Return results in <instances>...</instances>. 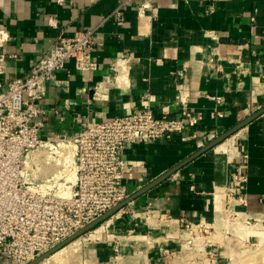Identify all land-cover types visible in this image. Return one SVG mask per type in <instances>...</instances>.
I'll list each match as a JSON object with an SVG mask.
<instances>
[{
  "label": "crops",
  "instance_id": "crops-1",
  "mask_svg": "<svg viewBox=\"0 0 264 264\" xmlns=\"http://www.w3.org/2000/svg\"><path fill=\"white\" fill-rule=\"evenodd\" d=\"M0 29L3 84L58 36L95 31L96 68L71 61L47 83L43 140L74 141L90 123L146 107L156 118L194 116L169 140L123 148L117 183L127 196L264 108V0H0ZM195 228L212 264L216 235L264 230V113L39 264H184Z\"/></svg>",
  "mask_w": 264,
  "mask_h": 264
},
{
  "label": "built area",
  "instance_id": "built-area-1",
  "mask_svg": "<svg viewBox=\"0 0 264 264\" xmlns=\"http://www.w3.org/2000/svg\"><path fill=\"white\" fill-rule=\"evenodd\" d=\"M56 1L62 4L65 0ZM115 15L120 19L118 11ZM48 24L57 27L51 18ZM94 33L86 30L70 38L58 36L26 75L6 84L2 76L7 59L0 53V264H29L123 202L128 196L117 181L121 177L120 154L126 145L169 140L195 124L186 109L181 112L182 119L173 120L156 118L146 107L90 123L74 141L64 136L41 139L37 119L47 83L71 61L79 71L96 68L92 61ZM8 39V33L0 29V49ZM69 143L74 145L71 154ZM64 144V152L57 150ZM41 148L58 157L65 154L61 173L41 176V162L33 155ZM66 158L71 161L65 162ZM72 169L74 182L69 174Z\"/></svg>",
  "mask_w": 264,
  "mask_h": 264
},
{
  "label": "rangeland",
  "instance_id": "rangeland-1",
  "mask_svg": "<svg viewBox=\"0 0 264 264\" xmlns=\"http://www.w3.org/2000/svg\"><path fill=\"white\" fill-rule=\"evenodd\" d=\"M60 145L61 144H59V146ZM67 147L69 148L68 150H72L74 145L69 143ZM58 148L61 152H64L65 144L63 147H57V150H59ZM33 155L37 156L41 162L40 173L42 177L62 172V163L65 156L58 157L55 154L52 155L50 151H48V148H41L37 152H34ZM30 159L31 157L28 159L27 166H30ZM70 164L73 165L72 163ZM69 174L72 176L71 181L74 182V169H72L71 172L69 171ZM226 219L228 221L237 222L234 216H229V218L227 217ZM194 233L197 235V245L194 248L192 247L193 249L189 251L184 264H212V262L206 260L207 257L210 258V256L207 250L203 248L205 238L202 239V234L199 232V229L195 228ZM203 234L205 235V233ZM231 234L233 235H226L227 237L218 234L213 238L214 247L216 246L215 248L220 251H214L212 259L215 261V264H217L216 261L220 264H264V230H255L254 233H246V236L241 232L238 233L236 230L231 231ZM210 240L212 241V239H209V241ZM58 255H56V257Z\"/></svg>",
  "mask_w": 264,
  "mask_h": 264
},
{
  "label": "water",
  "instance_id": "water-1",
  "mask_svg": "<svg viewBox=\"0 0 264 264\" xmlns=\"http://www.w3.org/2000/svg\"><path fill=\"white\" fill-rule=\"evenodd\" d=\"M262 113H264V108L261 109V110H259L258 112H256L252 116L248 117L247 119H245L244 121H242L241 123H239L238 125H236L235 127H233L232 129H230L226 133L222 134L221 136H219L215 140L211 141L205 147L201 148L198 152H196L195 154H193L192 156H190L189 158H187L186 160H184L180 164L176 165L175 167L171 168L165 174H163L162 176H160L159 178H157L156 180H154L153 182H151L150 184H148L147 186H145L144 188H142L141 190H139L135 194H132V195L128 196L123 202H121L118 205L114 206L113 208H111L110 210H108L107 212H105L103 215H101L100 217H98L96 220L92 221L91 223H89L88 225H86L85 227H83L82 229H80L78 232H76L75 234H73L72 236H70L69 238H67L61 244H59L58 246H56L52 250L48 251L47 253L43 254L42 256L36 258L35 260H33L32 262H30L29 264H39L40 262H42L45 259L49 258L55 252H57L58 250L64 248L69 243L73 242L75 239L79 238L80 236L84 235L85 233L89 232L90 230H92L93 228H95L98 224H100L101 222H103L107 218H109L112 215H114L115 213H117L119 210H121L122 208H124L125 206H127L129 203L133 202L135 199H137L141 195H143L146 192H148L154 186H156L161 181H163L164 179H166L169 175L173 174L174 172H176L177 170H179L180 168H182L183 166H185L186 164H188L194 158H196L197 156H199L202 153L206 152L207 150L213 148L218 143H220L221 141H223L225 138H227L228 136L232 135L234 132H236L240 128L246 126L249 122H251L253 119H255L256 117H258Z\"/></svg>",
  "mask_w": 264,
  "mask_h": 264
},
{
  "label": "bare ground",
  "instance_id": "bare-ground-1",
  "mask_svg": "<svg viewBox=\"0 0 264 264\" xmlns=\"http://www.w3.org/2000/svg\"><path fill=\"white\" fill-rule=\"evenodd\" d=\"M61 147H63V146H61ZM59 149V148H58ZM69 149V148H68ZM72 149V148H71ZM63 150V149H62ZM73 151V149L72 150H69V152H70V154H71V152ZM65 156V155H64ZM70 161V158H66L65 159V162H69ZM48 163V162H47ZM28 167V166H27ZM74 174V173H73ZM66 248V247H65ZM61 250H63V248L62 249H60V250H58L57 252H55L54 254H55V256L56 255H58L60 252H61ZM53 254V255H54Z\"/></svg>",
  "mask_w": 264,
  "mask_h": 264
}]
</instances>
